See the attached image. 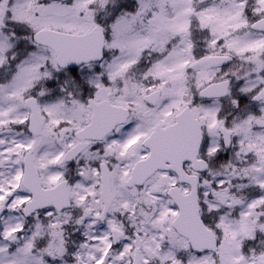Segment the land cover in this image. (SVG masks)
Returning a JSON list of instances; mask_svg holds the SVG:
<instances>
[{
	"label": "snow or ice",
	"instance_id": "snow-or-ice-1",
	"mask_svg": "<svg viewBox=\"0 0 264 264\" xmlns=\"http://www.w3.org/2000/svg\"><path fill=\"white\" fill-rule=\"evenodd\" d=\"M0 264H264V0H0Z\"/></svg>",
	"mask_w": 264,
	"mask_h": 264
}]
</instances>
